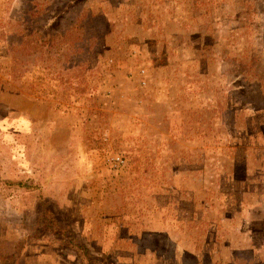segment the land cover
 <instances>
[{
    "label": "rangeland",
    "instance_id": "1",
    "mask_svg": "<svg viewBox=\"0 0 264 264\" xmlns=\"http://www.w3.org/2000/svg\"><path fill=\"white\" fill-rule=\"evenodd\" d=\"M0 264H264V0H0Z\"/></svg>",
    "mask_w": 264,
    "mask_h": 264
}]
</instances>
